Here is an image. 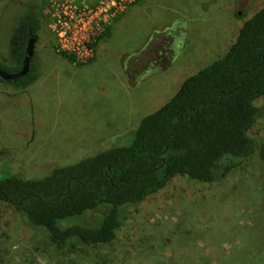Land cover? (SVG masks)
Instances as JSON below:
<instances>
[{
    "label": "rangeland",
    "instance_id": "obj_1",
    "mask_svg": "<svg viewBox=\"0 0 264 264\" xmlns=\"http://www.w3.org/2000/svg\"><path fill=\"white\" fill-rule=\"evenodd\" d=\"M110 3L0 0L5 63L16 16L35 4L41 19L38 80L26 92L0 86V179L42 178L59 165L130 144L140 120L223 57L245 20L264 7V0H116L115 13ZM73 11L96 12L86 61L58 51L81 29ZM56 14L72 21L63 41ZM255 106L260 116L250 135L263 146L264 96ZM108 210L89 211L85 220L97 222ZM41 244L40 231L0 202V264H264V158L259 151L213 184L175 178L130 209L111 245L56 254Z\"/></svg>",
    "mask_w": 264,
    "mask_h": 264
},
{
    "label": "trees",
    "instance_id": "obj_2",
    "mask_svg": "<svg viewBox=\"0 0 264 264\" xmlns=\"http://www.w3.org/2000/svg\"><path fill=\"white\" fill-rule=\"evenodd\" d=\"M13 25L10 63L0 60V69L16 74L29 40L40 38L38 6L23 8ZM40 62L35 51L28 75L16 81L0 77V86L28 91L40 76ZM262 96L264 7L245 20L223 57L186 78L170 100L140 120L130 144L59 165L42 178L9 174L0 179V202L38 229L42 247L56 254L111 245L130 209L175 178L213 184L259 151L264 158V145L250 135L260 116L255 101ZM103 206L109 210L99 221L85 220ZM66 220L72 221L65 226Z\"/></svg>",
    "mask_w": 264,
    "mask_h": 264
},
{
    "label": "built area",
    "instance_id": "obj_3",
    "mask_svg": "<svg viewBox=\"0 0 264 264\" xmlns=\"http://www.w3.org/2000/svg\"><path fill=\"white\" fill-rule=\"evenodd\" d=\"M111 1V5L114 6V12L117 13L119 11V7H117L116 5V0H110ZM124 1V0H122ZM59 10L57 9V12ZM73 11L71 14L72 17L76 16L77 14H79L80 17H82V22H81V29H80V25H77L76 27H79V31H78V35L72 37V42L70 43V46L67 47H62L60 48L58 51L60 53H64L67 55H72L75 57V59H78L80 61H86L89 56L91 55V46L89 44V41H92L93 39H95L93 36V33L91 31H89L87 28L88 26L91 25V21L90 19L92 18V16L94 14H96V12L90 11ZM58 18V23L56 25L57 28V33L58 36L60 37V40L63 41L62 38V34L63 33H67V27L69 23H72L71 20L68 19V16L65 15H60V14H56V16ZM87 22V23H86ZM103 28L100 27V23L97 24V29H96V33L97 34H102ZM84 34V36H83Z\"/></svg>",
    "mask_w": 264,
    "mask_h": 264
},
{
    "label": "water",
    "instance_id": "obj_4",
    "mask_svg": "<svg viewBox=\"0 0 264 264\" xmlns=\"http://www.w3.org/2000/svg\"><path fill=\"white\" fill-rule=\"evenodd\" d=\"M36 44H37V39L35 37H31V39L27 44V48L25 50L24 61L21 71H19L16 74H12L0 69V77L6 81H13V80L16 81L21 77L28 75L30 71L31 61L35 56Z\"/></svg>",
    "mask_w": 264,
    "mask_h": 264
}]
</instances>
